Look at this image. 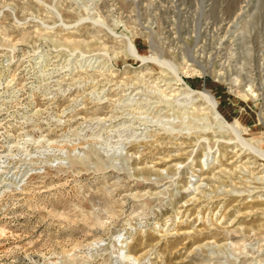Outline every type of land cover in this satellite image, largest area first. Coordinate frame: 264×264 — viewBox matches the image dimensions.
I'll list each match as a JSON object with an SVG mask.
<instances>
[{"label":"rangeland","instance_id":"1","mask_svg":"<svg viewBox=\"0 0 264 264\" xmlns=\"http://www.w3.org/2000/svg\"><path fill=\"white\" fill-rule=\"evenodd\" d=\"M0 264H264V0H0Z\"/></svg>","mask_w":264,"mask_h":264},{"label":"bare ground","instance_id":"2","mask_svg":"<svg viewBox=\"0 0 264 264\" xmlns=\"http://www.w3.org/2000/svg\"><path fill=\"white\" fill-rule=\"evenodd\" d=\"M129 46H130V48H131V50H132V49H133L132 46H131V45H129ZM208 101L210 102V104L213 105V103H212L210 100H208Z\"/></svg>","mask_w":264,"mask_h":264}]
</instances>
